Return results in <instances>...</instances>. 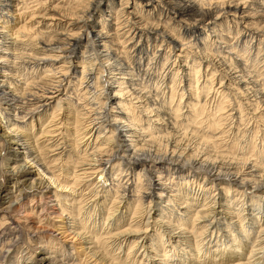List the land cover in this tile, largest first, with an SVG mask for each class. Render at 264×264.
Wrapping results in <instances>:
<instances>
[{
    "label": "bare ground",
    "instance_id": "obj_1",
    "mask_svg": "<svg viewBox=\"0 0 264 264\" xmlns=\"http://www.w3.org/2000/svg\"><path fill=\"white\" fill-rule=\"evenodd\" d=\"M0 29V47L18 51L0 52V67L15 72L19 64L24 85H17L20 76L0 78V190L3 175L13 180L0 195L2 262L16 264L11 248L23 230L39 241L17 252L28 255L25 264L264 263V210L253 208L254 198L264 201L263 174H245L247 167L221 163L222 155L206 151L225 144V130L214 136L222 121L236 123L239 132L248 114L264 118V0H0ZM34 67L38 73L23 74ZM189 125L196 141L183 139L194 137ZM135 135L147 144L164 142L162 155H145ZM237 137L224 153L237 146ZM260 137L264 143V128ZM255 157L253 166L264 172V152ZM172 166L179 179L167 183L161 169ZM96 175L101 184L86 193ZM251 183L260 194H250L246 208L255 213L242 215V208L233 214L229 205ZM95 210L97 219L90 214ZM63 239L75 254L48 257V244ZM123 241L127 253L119 257L113 247ZM138 244L141 259L133 251Z\"/></svg>",
    "mask_w": 264,
    "mask_h": 264
},
{
    "label": "rangeland",
    "instance_id": "obj_2",
    "mask_svg": "<svg viewBox=\"0 0 264 264\" xmlns=\"http://www.w3.org/2000/svg\"><path fill=\"white\" fill-rule=\"evenodd\" d=\"M262 23H260V24H258L259 26L261 25ZM1 30V29H0ZM234 31H235V29H234ZM233 31V32H234ZM229 36V38H235L236 37V35H235V32L234 33H232V30H231V33H230V35H228ZM212 38V37H211ZM211 40H213V38L211 39ZM5 46V45H4ZM162 48V47H161ZM4 48L3 47H0V52L2 53H7V55H12L13 53V55H15V54H17L18 53V51L16 52H12L11 50H9V51H6V50H3ZM81 50V49H80ZM10 52V53H9ZM0 53V54H1ZM37 58H41V56H38ZM6 62V61H5ZM8 64H9V66L10 67H12V64H10L9 62H12V59L8 56ZM141 65L143 66V68H145V66H146V63H147V60H145L144 62H143V60H141ZM73 65L74 64H76V63H72ZM20 66H19V64L18 65H16L14 68H16L17 69V71H15V72H13V71H11V70H8V69H6V68H2V67H0V72H3L4 70H6V71H4V73H5V76L4 77H0V78H3V79H10V78H12V79H15L16 78V76H20V75H18V71L20 70V68H19ZM4 69V70H3ZM28 70H24L23 71V74H30L31 75V72H32V74H34V73H38V71H39V69H36L35 67H34V70L32 69L31 71L29 70L28 72H27ZM20 74V73H19ZM38 75V74H37ZM24 76V75H23ZM263 77H264V74H263ZM17 80H19V83L17 84L18 86H23L24 87V85L23 84H21V82H23V80H22V77L20 76V77H18L17 78ZM201 80V79H200ZM259 80V79H258ZM262 83V82H261ZM114 86H116V85H114ZM67 87H68V85H67ZM10 90L9 89H7L6 90V92H9ZM263 91V90H262ZM66 91L64 90V92L63 93H65ZM186 96V95H185ZM185 98V97H184ZM64 99H65V97L64 96H62V102H61V105L64 107L65 106V104H63L64 103ZM179 100V95L178 96H176L175 97V99H174V101L175 100ZM185 99H183V101H184ZM173 101V102H174ZM178 102V101H177ZM79 103V102H78ZM81 103V102H80ZM79 103V104H80ZM244 103V102H243ZM246 104V103H245ZM81 105V104H80ZM182 105H183V103H181L180 104V106H181V108H182ZM209 105H211V104H209ZM2 106V105H1ZM0 106V107H1ZM248 106V105H247ZM248 108V107H247ZM63 109V108H62ZM207 109H208V111H211L212 109L208 106L207 107ZM251 107H249L248 109H247V113L248 112H250L251 110ZM114 110V109H113ZM186 110V109H185ZM185 110L183 111V112H185ZM229 109H227L226 111H228ZM262 110V109H261ZM139 111V110H138ZM260 111V110H259ZM207 112V111H206ZM257 112H258V110H257ZM8 113H10V112H8ZM12 113V112H11ZM14 113V112H13ZM10 114V115H8V116H11V115H14V114ZM17 113V112H16ZM15 113V114H16ZM139 113H140V111H139ZM211 113H213V110L211 111ZM245 114H246V112H245ZM23 115V114H22ZM182 115H185L184 113L182 114ZM15 116L16 115H14V116H12V118L14 119L15 118ZM248 116V122H246L247 120L245 119V122H244V124L243 125H241V127L239 128L240 129V131L239 132H236V130H235V128L237 127L236 126V123H232V126L230 125H227L228 123H225V122H221L222 124H224V125H222V127H220L219 129H217V130H215L214 132H215V134L219 131V130H225L227 133H226V136L224 137V136H221L223 139L225 138V140H224V143L225 144H229L231 141H232V136L234 135V134H237L238 135V143H237V146H235V147H233V149H230L228 152H230V153H224V150H225V144H222L221 146H219L218 147V149H216V150H212V149H210V148H208V149H206V151L208 152V154H210L211 156H212V153L217 157V155H222V156H224V157H220V158H218L217 159V161H220V159H222L223 158V160H221L220 162L222 163H224V164H229V163H233L232 165H233V167H236L237 166V169H241L242 167H247L246 168V170H245V168L244 169H242V171H244V173L245 174H249V173H256L255 175L256 176H260V175H264V172L263 171H260V172H258V171H256L257 170V168H255L254 166H253V163L255 162H253V160H255V155L256 156H258V151L260 150V151H262V152H264V143H263V140H262V137H260V135H261V132H262V130H263V128H264V121H263V123L261 122L263 119L262 118H259V119H257L256 118V120L254 119V120H251V119H249L250 118V116H251V113L250 114H248L247 115ZM9 118H11V117H9ZM30 117L29 116H27L25 119L27 120V119H29ZM181 118H182V116H180V120H181ZM15 119H17V117L15 118ZM260 119H262V120H260ZM259 122H258V121ZM43 121V120H42ZM41 121V122H42ZM250 122V123H249ZM248 123V124H247ZM258 123V124H257ZM262 124V125H261ZM253 125V126H252ZM256 125H258V126H256ZM7 126V125H6ZM190 127L188 128L189 130H190V128H191V130L189 131L188 129V131L186 130V133L188 132V133H192L193 132V130H194V128H192L191 126L192 125H189ZM256 126V128L258 129L257 130V132L258 133H256V134H254V135H251V131H252V129L254 128ZM193 127H196V129L199 127L198 125L197 126H193ZM231 127V128H230ZM201 130H200V133H199V135L203 132V129H202V127L200 128ZM260 129V130H259ZM234 130H235V132H234ZM261 131V132H260ZM204 132H205V130H204ZM178 134V133H177ZM174 135V136H177L176 137V140L177 139H179L178 138V136H179V134H181V132H179V134L178 135ZM196 133H192V135H194V137H190L189 135H186L187 137H183V139L185 140V141H187L188 140V138L190 139V138H192L193 139V141H196L197 139H195L194 140V138H195V136H196V138H198V135L196 134ZM124 136L125 135H127L126 133L125 134H123ZM256 135V136H255ZM138 135H135V138H133L134 139V143H135V140H137L138 142H136V143H139V144H137L138 145V148L139 147H141L140 145L142 144V145H144V146H142V149H141V151L145 154V155H151L152 153H154V151L155 150H157L158 152H159V155H162V149H163V145L165 144L164 142L162 143H158L159 144V146H158V144L156 143V144H147V138L145 137V138H143L142 136L141 137H137ZM215 137H217L218 136V133L216 134V135H214ZM127 139H129L127 136H125ZM254 137V138H253ZM260 137V138H259ZM132 139V140H133ZM143 140L144 141V139H145V141L143 142V141H141V140ZM91 140V139H90ZM240 140V141H239ZM262 140V141H261ZM173 141V140H172ZM193 141H191V142H193ZM250 141V142H249ZM40 142V141H39ZM142 142V143H141ZM191 142H189L190 143V147H194L193 146V144L191 143ZM249 142V143H248ZM170 143V142H169ZM160 144H161V146H160ZM250 144V145H249ZM151 145V146H150ZM229 145H231V144H229ZM228 145V146H229ZM249 145V146H248ZM251 146V147H250ZM5 147H9L8 148V151L10 152V151H12L11 150V147H12V145H6ZM147 147V148H146ZM152 147V148H151ZM200 147V148H199ZM198 148V150H200V151H202V150H204L205 151V148L204 147H206V146H199ZM203 147V148H202ZM15 147H13V149H14ZM242 148H243V150H242ZM144 149V150H143ZM202 149V150H201ZM240 149V150H239ZM245 150V151H244ZM216 151H217V153H216ZM219 151H222L223 153H220ZM218 152H219V154H218ZM247 152V153H246ZM2 153V152H1ZM11 153V152H10ZM227 154V155H226ZM234 154V155H233ZM242 154H246L247 156H242ZM235 155H237V156H235ZM250 155V156H249ZM3 156V155H2ZM34 156V155H33ZM33 156H31L30 158H32ZM152 156V155H151ZM230 156H233V157H231L230 158ZM219 157V156H218ZM228 157V158H227ZM235 157H239V158H248V159H250L249 161H247L248 163H245V165L244 164H241V163H235ZM30 158H28V160L30 159ZM148 159H151V158H148ZM229 159V160H228ZM232 159V160H231ZM237 161V160H236ZM239 162V161H238ZM252 162V163H251ZM221 163H218L219 165L221 164ZM217 164V165H218ZM251 164V165H250ZM123 167V165L120 167V169ZM119 169V171H118V173H120V170ZM176 170V168H174L173 166L172 167H170V168H168V169H166V167L165 168H163V169H161V171H163V174L161 175V177H163V176H165V175H168V177H166V178H168L169 179V181H167V183L169 182H171L172 181V183L173 182H176V181H178V179H179V175H178V173L175 171ZM30 171L32 172V171H34L33 169H30ZM117 171V170H116ZM257 172H258V174H257ZM186 173H187V171H186ZM186 173H184V176H187L186 175ZM33 175V174H32ZM260 176V177H262V179L264 180V176ZM36 175H34V176H32L31 178H34ZM178 177V178H177ZM242 178H243V176H241ZM109 178H110V176H109ZM119 178V177H118ZM93 180V183H92V185L91 186H88V188L85 190V192L86 193H88V192H96L95 190H96V188L95 187H97L99 184H101V182L100 183H98V176L96 175L95 177H93L92 178ZM156 179H157V177L156 178H152V180H151V183H153V182H156V184H157V182L158 181H156ZM252 179H255V183H257V182H259L261 179H259V178H257V177H255V176H246V180H252ZM2 184H4V186L5 187H3V189H1L0 190V195L1 196H4V194L7 192V191H9V190H11V186H12V181L13 180H11V179H9L8 177H6V176H4L3 175V177H2ZM126 180L124 179L123 180V182H122V185H123V183L125 182ZM103 182V181H102ZM111 181H107L105 184L107 185L108 183H110ZM197 182H199V185L202 183V177L200 178H198V181ZM90 182H88L87 184H89ZM114 183H117L116 181H114ZM128 183H129V181L127 182V184H126V186L125 187H127V185H128ZM144 183H145V181H144ZM179 183V182H178ZM202 186H203V184H201ZM167 186H170V185H167ZM253 186H255V184H253L252 185V183L250 184V186L248 187V189H247V191H246V193H244V196H242L241 197V194L240 195H238L237 197H238V199H240L239 200V202H238V199H236L237 197H235L233 200H235L233 203H232V205H229V208L231 209V210H234L233 211V214H235V212L236 211H240V209H244V211L242 212V215L244 214H246L247 212L248 213H251L250 211H247V206H249L251 203H249L250 201H248L247 202V199H248V196H250V194H252L253 196L255 195V196H257V194H260V193H254L253 192V190H254V188H252ZM132 187V186H131ZM206 187V186H205ZM209 187H211V191H213L212 193L209 191V194H212L213 196H215V199L220 195L219 194V191L218 190H214L215 188V185H213V183L211 182V183H209L208 185H207V188H209ZM95 188V189H94ZM195 189V192L192 190L191 192H194V193H196V191H197V189H198V187L196 188V185H193V187H192V189ZM199 192H200V190H198V194H199ZM69 193V192H68ZM169 193H171L170 192V189L166 192V194H169ZM87 195V194H86ZM85 195V196H86ZM200 197H201V195H200ZM247 198V199H246ZM243 199H245V200H243ZM253 199V198H252ZM254 199H256V201H258V203H254V205H253V208H254V210L256 211V212H259V211H262V210H264L263 208H264V201H260L258 198H254ZM98 200V199H97ZM161 200H163V199H161ZM207 201H210V198H207L206 199ZM243 202H242V201ZM249 200V199H248ZM153 202H156V203H160V205H162L163 204V202H161L160 200H156V199H154L153 198ZM162 203V204H161ZM221 203H223V201L221 202ZM238 203V204H237ZM242 203H246V204H244V206L243 205H241ZM237 204V205H236ZM106 204H104V206H105ZM235 205V206H234ZM241 205V206H240ZM103 206V207H104ZM243 206V207H242ZM97 207H99V209H101L102 211H104V209H102L103 207L100 205V206H97ZM110 208H111V206H109ZM152 207V204L150 205V208ZM232 207V208H231ZM193 209H194V207H192ZM237 208V209H236ZM99 209H98V211H99ZM259 209V210H258ZM96 210H97V208H96ZM96 210L94 211V212H90V214H92V217L91 218H94L95 217V214H96V217H95V219H97V213L98 212H96ZM196 210H199V206H196ZM221 210V208L220 209H217V211H220ZM122 211H123V209H122ZM96 212V213H95ZM118 212V211H117ZM117 212L116 213H114V214H117ZM153 212V210H150V214ZM178 213H179V215H180V213L182 212L181 210H178L177 211ZM253 212V211H252ZM255 212H253V213H251V214H254ZM155 214H157L156 212H155ZM86 215V214H85ZM84 215V216H85ZM172 217H171V219H176V217H174L175 216V214H172L171 215ZM66 218V217H65ZM101 219V218H100ZM249 219V218H248ZM102 220V219H101ZM152 219H150L149 221H151ZM234 220L236 221V219L234 218L233 219V222H234ZM252 220V219H251ZM67 221V219H65V221L64 222H66ZM98 221V220H97ZM109 221V220H108ZM226 221V219H222V221L221 222H225ZM262 221H263V218L261 217V220H260V222H259V225H261L262 224ZM68 222V221H67ZM102 222V221H101ZM101 222H100V220H99V223L101 224ZM232 222V221H231ZM69 223V222H68ZM244 223V227H245V229L246 228H248V224H250L251 223V221H247V219L243 222ZM120 225V224H119ZM97 227H100V225H97ZM97 227L95 228V229H97ZM105 227V226H104ZM222 227H223V225H222ZM165 229V228H164ZM233 230H234V234H236L237 233V231L239 232V230L236 228V227H233L232 228ZM236 229V230H235ZM250 229V228H249ZM228 230V229H227ZM232 230V231H233ZM236 231V232H235ZM253 232L254 231V234H252L253 236H257V234L255 233V230H253V228H251V230H250V232ZM221 230H220V234H221ZM165 233H168V232H165ZM233 233V232H232ZM20 234V240H19V242H17V243H15L14 244V246L11 248V250H15L14 251V255H13V258H11L13 261H16V264H25V262L26 261H28L27 260V258L26 257H28V255H26V256H23V257H21L22 259H24V261H21V263L19 262V261H17V260H19L20 259V257L18 256V253H21V251L20 250H22L25 246H28V243L29 244H31L32 245V247L34 246V244H37V243H39V241L37 240L36 241V243H34V241H33V239H32V237H30V236H27L26 235V232L25 231H23L22 230V232H20L19 233ZM219 234V235H220ZM223 235H228L226 232H224L223 233ZM58 237H60V236H58ZM164 237H166V234L164 235ZM214 237V236H213ZM251 237V236H250ZM223 238V237H222ZM221 238V239H222ZM215 239H218V237L216 236L215 237ZM163 240H164V238H163ZM212 240V239H211ZM47 241V242H46ZM46 241H44L45 243H48V240H46ZM65 242V240L63 239L62 241H59L58 242V245H55V246H53V245H51L50 246V244L51 243H49L48 245H49V249L48 250H46V252H47V255H48V257H56V254H57V252L58 253H60L61 255H67V254H71V252H72V254L71 255H74L75 254V251L74 250H72V251H69V248H71V243H69L68 241L67 242ZM71 241V240H70ZM204 242V241H203ZM215 242V241H214ZM205 243V242H204ZM127 244H128V242H122L121 244H119L118 246H120L119 248H118V246L116 245V246H114L113 247V249H115L114 251H117L118 253H117V255L119 256V257H124V256H122L124 253H127L126 251H127ZM218 245V244H217ZM53 246V247H52ZM62 246V247H61ZM138 246H139V244L137 245V246H135L133 249V251H135V258H140L141 259V257H138L139 256V254L141 253V250H143V249H141V248H138ZM52 247V248H51ZM63 248V249H58V248ZM7 249V248H6ZM6 249H4V253H5V251H6ZM110 249H112V248H110ZM217 249V246L216 247H212V250L214 251V250H216ZM107 250V253L109 252L110 253V251L111 252H113V250H109V249H106ZM53 251V252H52ZM56 251V252H55ZM86 251H88V253L89 254H91V252H89V250H86ZM139 253H138V252ZM184 251H186V250H184ZM18 252V253H17ZM183 254H184V252H183ZM22 255H23V253H22ZM46 255V256H47ZM34 257H36V259H38L39 257H40V255H35ZM185 257H186V255H185ZM26 258V259H25ZM32 257H30L29 258V260H32L31 259ZM82 258V257H81ZM178 259V258H177ZM182 259V258H181ZM1 262H2V260H0ZM139 261V260H138ZM0 262V264H6V260L4 261L3 260V262L1 263ZM105 262L103 261L102 263H100V264H104ZM144 263V261H141V264H143ZM12 264H15V262L13 263L12 262ZM264 264V263H263Z\"/></svg>",
    "mask_w": 264,
    "mask_h": 264
}]
</instances>
